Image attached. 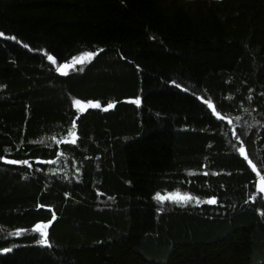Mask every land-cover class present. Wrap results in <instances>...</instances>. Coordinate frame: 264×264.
I'll use <instances>...</instances> for the list:
<instances>
[{
  "label": "trees",
  "instance_id": "16d2710c",
  "mask_svg": "<svg viewBox=\"0 0 264 264\" xmlns=\"http://www.w3.org/2000/svg\"><path fill=\"white\" fill-rule=\"evenodd\" d=\"M0 33V264H264V0H0Z\"/></svg>",
  "mask_w": 264,
  "mask_h": 264
},
{
  "label": "snow or ice",
  "instance_id": "6c2138e0",
  "mask_svg": "<svg viewBox=\"0 0 264 264\" xmlns=\"http://www.w3.org/2000/svg\"><path fill=\"white\" fill-rule=\"evenodd\" d=\"M2 35H3V34L0 33V36H2ZM25 47H27V45H25ZM49 59H50V60H53V58H52L51 56H49ZM53 62H55V61H53ZM177 86H179V85H177ZM74 103H75V105H76L81 111L86 110V108H88V107H91V108H99V107H100V104H99V103H94L93 101H88L86 105H85V104H82L80 100H75ZM133 103L139 104L140 101H139V99L137 98L136 100L133 101ZM205 103L208 104V107H209V108H212V107H213V105H212L211 103H208L207 101H205ZM112 107H113V105H112L111 103H109V104L107 105V108H112ZM217 115H219V114L217 113ZM73 135H74V134H73ZM73 142H74V141H73ZM241 154L243 155V152H241ZM245 159H247V157H245ZM9 163H25V164H26L27 161H9ZM249 163H251V161H249ZM261 190L264 191V187H262ZM155 198H156L158 201H163V200L166 199V198H167V199H173V200H175L177 203H179L181 200H183V201H187L188 199H190V197H188V196L178 197L176 194H172V195L169 196V197H163V196H161L159 193H157V195H156ZM208 202H209V203H215V200L212 199V200H209ZM262 214H264V213H262ZM53 218H54V217H53ZM49 223H50V222H49ZM47 227H48V224H37V225H35V227H34L33 230L36 231V232H39L40 235H41V239L38 240L37 243H39V244H43V245H46V246H50L49 241H48L47 238H46V237H47V232L44 231V229H46ZM20 231H23V230H18L17 234H19ZM4 251H8V249H4Z\"/></svg>",
  "mask_w": 264,
  "mask_h": 264
},
{
  "label": "rangeland",
  "instance_id": "374dc122",
  "mask_svg": "<svg viewBox=\"0 0 264 264\" xmlns=\"http://www.w3.org/2000/svg\"><path fill=\"white\" fill-rule=\"evenodd\" d=\"M85 58L84 57H80V58H77V59H74L73 61H71L69 64H67L66 66H65V68H63L64 70V72H67V71H69L70 69H72V67L76 64V63H79V62H81L82 60H84ZM172 194H176L178 197H184V196H187V195H182V194H179V193H167V194H165V195H161V196H163V197H169V196H171ZM160 202H176L175 200H173V199H164L163 201H160ZM180 202H184L183 200H181Z\"/></svg>",
  "mask_w": 264,
  "mask_h": 264
},
{
  "label": "water",
  "instance_id": "95a60500",
  "mask_svg": "<svg viewBox=\"0 0 264 264\" xmlns=\"http://www.w3.org/2000/svg\"><path fill=\"white\" fill-rule=\"evenodd\" d=\"M57 70H58V72H62L64 69L61 68V67H59ZM107 109H108V108H107ZM2 162H3V163H6V164H11V163H9V161L6 160V159H3ZM262 187H264V180H263V178H259V179L257 180V188H258L259 191H262V190H261Z\"/></svg>",
  "mask_w": 264,
  "mask_h": 264
}]
</instances>
